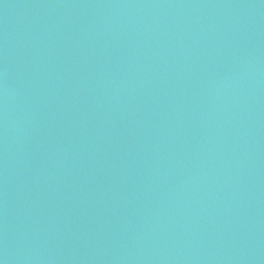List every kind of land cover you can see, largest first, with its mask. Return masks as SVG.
<instances>
[{"label": "water", "instance_id": "obj_1", "mask_svg": "<svg viewBox=\"0 0 264 264\" xmlns=\"http://www.w3.org/2000/svg\"><path fill=\"white\" fill-rule=\"evenodd\" d=\"M0 264H264V0H0Z\"/></svg>", "mask_w": 264, "mask_h": 264}]
</instances>
